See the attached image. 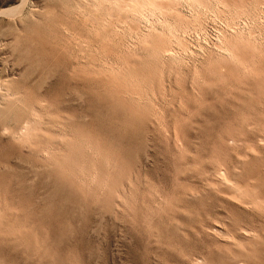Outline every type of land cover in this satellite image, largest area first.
Returning <instances> with one entry per match:
<instances>
[{
  "label": "rangeland",
  "instance_id": "374dc122",
  "mask_svg": "<svg viewBox=\"0 0 264 264\" xmlns=\"http://www.w3.org/2000/svg\"><path fill=\"white\" fill-rule=\"evenodd\" d=\"M115 1L0 0V264H264V0Z\"/></svg>",
  "mask_w": 264,
  "mask_h": 264
},
{
  "label": "bare ground",
  "instance_id": "6f19581e",
  "mask_svg": "<svg viewBox=\"0 0 264 264\" xmlns=\"http://www.w3.org/2000/svg\"><path fill=\"white\" fill-rule=\"evenodd\" d=\"M113 1V0H112ZM116 2V1H115ZM113 3V2H112ZM114 6L118 9V10H122V11H125V12H129V13H132L133 15L134 14H138V15H142L144 14L146 11L148 12H154L156 9H163V8H160L159 6V3H157V1L155 2V0H146L144 1L143 3L140 4V2H137L135 0H118L116 3H114ZM79 7V6H78ZM131 15V14H130ZM137 15V16H138ZM147 15V14H145ZM149 15V14H148ZM133 17V16H132ZM140 17V16H139ZM143 17V16H141ZM140 17V18H141ZM144 18V17H143ZM151 18V17H150ZM142 19V18H141ZM148 19V18H146ZM142 21V20H141ZM21 129V127H20ZM23 129V128H22ZM21 129V131H22ZM223 177V176H221ZM240 187V186H238ZM239 189V188H238ZM240 190V189H239ZM243 191V190H242ZM233 194V193H232ZM240 196V195H239ZM242 196V195H241ZM234 197V196H233ZM236 197V196H235ZM231 198V196H230ZM238 198V197H237ZM235 198V200L237 199ZM240 198V197H239ZM257 201V199H256ZM259 201V200H258ZM257 201V203H258ZM237 202V201H236ZM252 202V201H251ZM263 203V202H262ZM241 204V203H240ZM244 204V203H243ZM258 204H261L258 203ZM246 205V204H245ZM254 205V204H253ZM248 206V205H247ZM260 207V206H259ZM256 208V207H255ZM264 208V207H263ZM261 209V208H260ZM246 230V229H245ZM245 232V231H244ZM249 232V230H248ZM251 232V231H250ZM249 234V233H248ZM230 236V235H229Z\"/></svg>",
  "mask_w": 264,
  "mask_h": 264
}]
</instances>
